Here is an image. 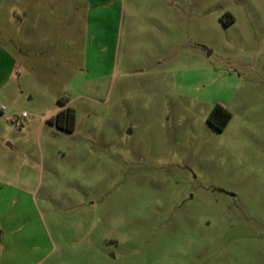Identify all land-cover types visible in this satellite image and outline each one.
<instances>
[{"label":"rangeland","instance_id":"374dc122","mask_svg":"<svg viewBox=\"0 0 264 264\" xmlns=\"http://www.w3.org/2000/svg\"><path fill=\"white\" fill-rule=\"evenodd\" d=\"M0 264H264V0H0Z\"/></svg>","mask_w":264,"mask_h":264},{"label":"trees","instance_id":"16d2710c","mask_svg":"<svg viewBox=\"0 0 264 264\" xmlns=\"http://www.w3.org/2000/svg\"><path fill=\"white\" fill-rule=\"evenodd\" d=\"M60 106H65V103L61 102ZM230 118V113L222 106L216 104L207 117V123L214 129L222 131L228 124ZM74 121V110L70 107L61 109L49 120L51 124L64 131H73Z\"/></svg>","mask_w":264,"mask_h":264},{"label":"built area","instance_id":"2783aa9c","mask_svg":"<svg viewBox=\"0 0 264 264\" xmlns=\"http://www.w3.org/2000/svg\"><path fill=\"white\" fill-rule=\"evenodd\" d=\"M21 117H22V118L25 117V114L23 113V114L21 115Z\"/></svg>","mask_w":264,"mask_h":264}]
</instances>
